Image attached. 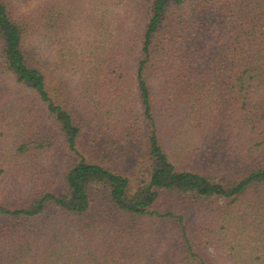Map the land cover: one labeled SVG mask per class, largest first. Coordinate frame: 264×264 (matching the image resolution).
<instances>
[{
  "label": "trees",
  "instance_id": "16d2710c",
  "mask_svg": "<svg viewBox=\"0 0 264 264\" xmlns=\"http://www.w3.org/2000/svg\"><path fill=\"white\" fill-rule=\"evenodd\" d=\"M12 1L0 0V87L11 81L25 91L3 105L0 89V139L8 136L0 165H27L57 145L70 158L57 182L0 200V264L87 258L71 248L66 257L68 226L39 232L58 214L82 218L78 231L90 239L111 227L102 233L151 257L145 264H209L198 230L228 244L231 264H264V0H133L124 11L79 14L93 21L81 39L68 24L76 9L68 0L21 13ZM53 54L57 68L77 75V107L52 79ZM84 135L105 147L108 138L135 143V175L111 168ZM93 210L172 221L176 245L157 254L156 232H128L124 217L94 222ZM35 239H43L38 255Z\"/></svg>",
  "mask_w": 264,
  "mask_h": 264
},
{
  "label": "rangeland",
  "instance_id": "374dc122",
  "mask_svg": "<svg viewBox=\"0 0 264 264\" xmlns=\"http://www.w3.org/2000/svg\"><path fill=\"white\" fill-rule=\"evenodd\" d=\"M44 0H13L12 5L18 11V13L25 12L28 10L29 12L38 8ZM70 4L73 6L75 4L74 17L68 24H73L74 29L78 30L77 35L80 37L85 36V29H92L89 25L93 23L91 19H82L84 14H88L91 16L96 10L101 8V10H112L117 9V11H124L126 8H131L135 4L133 0H68ZM101 2L100 4L98 2ZM143 6V3H142ZM79 14H82L81 19L78 17ZM88 26V27H84ZM55 54L50 55V71L52 75V79L55 82L58 79L66 84V88L70 89L72 100H69L67 97H64V101H70L72 106H76L78 103V99L81 97L79 94L80 90L76 87L75 83L77 81V75H70L62 68H57L55 61ZM76 74V73H75ZM58 78V79H57ZM0 89L7 90L8 95L4 96L2 101L3 105L9 104L12 98H15L17 95H23L22 93L25 91L20 88L18 85H13L11 81H6L2 84ZM95 92V91H94ZM67 98V99H66ZM77 107V106H76ZM52 127V126H51ZM53 128V127H52ZM98 137V136H97ZM95 139L93 136H83V140L86 146L91 148H96V151H100L105 154V161L111 168L119 170L123 173L128 174L131 178L135 175V169H137V155L139 151L138 147L133 144L125 141L121 142L115 138H108L111 142L107 143V146L103 145L102 138ZM8 136H2L0 139V152H3V144L7 141ZM58 143H61V139H56ZM83 142V146H84ZM82 143V142H81ZM133 145V146H132ZM34 146V145H33ZM58 150H49V151H40L38 156L34 158L33 161H30L27 165H25L21 161H12L0 165L2 168V173L0 174V200L5 203H10L12 201H16V199L25 197L30 191L34 190V184H41L44 181H58L59 177L69 162L70 154L65 150L63 145H57ZM56 147V148H57ZM60 147V148H59ZM103 148V150H102ZM135 148L136 151L133 150ZM56 153V155H55ZM222 203V200L219 198L217 200H212L209 202V209L215 207ZM97 209V206H96ZM93 210L89 217L94 222H98L100 220H114V224L120 222L121 220L126 218V226L129 228L128 232H156L157 236L161 237V242L159 244L158 253H162L164 250L173 249L176 245V233L178 232L176 229V224L172 221H166L155 218H143L139 220H134L132 218H127L124 216H115L113 214H106L105 217L99 212H95ZM195 215V216H194ZM193 217V227H197V222L199 220L198 212L194 213ZM124 217V218H123ZM82 218H78V216L70 215L63 216L58 214L57 216H53L49 218L48 222L44 225V229L39 232H53L56 231L57 226L66 225L67 230L66 234L62 239V247L64 250L68 252V249L71 248L78 253H84L86 250L88 251V256L82 261L76 259V264H145V261L148 258L146 255L140 254L139 251L136 250H128L125 248H119L114 245L115 240L109 239L106 237V233L102 232H112V229L105 228L100 229L98 227V232L91 234V239L89 235L84 233H79V228L82 227L83 222ZM112 223V222H111ZM98 226V224H97ZM100 227H103L102 224H99ZM48 230V231H47ZM29 232H32V228H30ZM76 232V234H75ZM215 233L216 232H208V238L205 239L203 236L204 232L196 231L194 234L195 244L197 245V249L200 253L203 254L209 264H231L232 260L230 259L229 247L226 242H222V239L219 241H215ZM222 237V233H220ZM40 237V236H39ZM48 237V236H47ZM44 239V237H43ZM43 239H35L38 240V244L36 245V250L34 251V255H38L40 253V248ZM93 245V249L90 250V245ZM123 250V252H120ZM130 251L129 254L126 252ZM66 252V257L75 256L73 253ZM122 253V254H121ZM121 254V255H120ZM141 255V256H140ZM143 255V256H142ZM28 264H39L37 259L34 257ZM70 264V263H68Z\"/></svg>",
  "mask_w": 264,
  "mask_h": 264
}]
</instances>
